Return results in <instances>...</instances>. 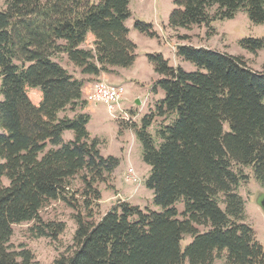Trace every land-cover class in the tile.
Here are the masks:
<instances>
[{"label": "trees", "instance_id": "trees-1", "mask_svg": "<svg viewBox=\"0 0 264 264\" xmlns=\"http://www.w3.org/2000/svg\"><path fill=\"white\" fill-rule=\"evenodd\" d=\"M172 29L209 25L240 10L264 23V0H174ZM130 0H7L0 8V264H39L28 249L13 251V225L41 221L51 200L68 202L72 179L85 186L86 208L101 200L120 158L101 153L88 129L84 79L65 68V54L83 75L99 76L133 65L137 45L126 21ZM135 28L156 35L151 24ZM89 34L92 48H84ZM251 52L264 38H246ZM177 56L196 71L173 67L163 55H149L160 78L152 90L165 91L140 124L131 128L150 165L147 186L161 211L119 203L98 221L92 211L75 216L74 251L54 264H264V246L245 221L239 186L251 166L264 187V71L239 56L203 46L179 45ZM40 87L35 104L29 88ZM70 108L73 116H60ZM171 118L155 131L157 119ZM228 125V128L225 125ZM65 131L74 139L66 141ZM7 181L8 183H5ZM183 202L180 212L176 206ZM200 227L205 228L203 231ZM64 224H46L39 235L56 237ZM193 236L184 249L185 235Z\"/></svg>", "mask_w": 264, "mask_h": 264}, {"label": "rangeland", "instance_id": "rangeland-1", "mask_svg": "<svg viewBox=\"0 0 264 264\" xmlns=\"http://www.w3.org/2000/svg\"><path fill=\"white\" fill-rule=\"evenodd\" d=\"M6 6L7 0H0V8L5 9ZM174 7V0H130L132 14L126 24L130 29L129 38L137 45L135 62L130 67L123 68L120 73L110 72L106 73L105 78L92 79L105 80L124 87L125 97L119 103L120 108L117 107L114 112H110L105 103L92 99L94 83L87 82L83 86L82 96L86 100L83 112L91 116L88 124L91 136L101 141L102 155H113L121 161L106 183L96 185L101 192V200L93 202L91 208L87 209L86 199L89 200V197L84 195L85 186L80 176H76L72 179L67 193L68 202L51 200L40 211L41 221L13 225L14 231L9 242L11 250L18 252L28 249L39 264H54L56 259L70 255L75 249L74 236L77 230L75 216L79 213L86 215L92 211L93 220L98 221L106 212L122 202L137 205L143 211H161V207L154 202L153 191L147 186L151 167L144 161L142 143L131 128V123L136 121L140 124L154 103L165 97L164 90L158 89L157 92L152 90L160 76L156 73L149 55H163L173 67L196 71L198 67L195 64L177 56V47L203 46L239 56L251 69L264 71V49L251 52L241 44L246 38H264V23L253 22L247 11L240 10L233 18L216 20L209 25L172 29L168 22ZM137 21L151 24L156 35L150 36L136 29ZM93 41L94 35L89 34L83 47H94ZM65 56L59 54L56 57L62 65L67 63ZM1 83L0 75V101L3 99ZM28 92L32 101L39 104L42 100L41 88L31 87ZM137 98L145 101L144 105L136 103ZM65 115L72 116L74 112L68 108L60 113V116ZM127 118L130 120L127 121ZM170 120L171 118L157 119L150 132L155 134L158 126ZM225 127L228 128V125ZM234 168L248 175V180L243 182L238 190L245 200V221L254 228L257 240L264 246V209L260 204L264 197V187L257 181L251 166ZM130 173L135 174L138 181L129 180ZM176 206L180 212L183 211V202H178ZM49 223H62L65 229L56 237L39 235L40 228H46V224ZM204 229L200 227L201 231ZM192 240L193 236L185 235L181 243L182 248L184 249ZM225 259L226 253L223 252L215 259L214 264H224Z\"/></svg>", "mask_w": 264, "mask_h": 264}, {"label": "built area", "instance_id": "built-area-1", "mask_svg": "<svg viewBox=\"0 0 264 264\" xmlns=\"http://www.w3.org/2000/svg\"><path fill=\"white\" fill-rule=\"evenodd\" d=\"M125 97L124 87L107 81L99 80L96 81L93 86L92 99L96 102H103L107 105L110 112L119 107L120 101ZM130 118H127L129 121ZM128 179L131 181H138L135 174H129Z\"/></svg>", "mask_w": 264, "mask_h": 264}, {"label": "crops", "instance_id": "crops-1", "mask_svg": "<svg viewBox=\"0 0 264 264\" xmlns=\"http://www.w3.org/2000/svg\"><path fill=\"white\" fill-rule=\"evenodd\" d=\"M128 21V20H127ZM126 21V23H127ZM65 60H66V64L63 65L65 68H67L70 72H72L77 78L79 79H84V84L87 83V82H92L95 84L96 81L92 80V79H99V78H105L107 75L106 73H102L101 75L95 77V76H91V75H83L80 71L79 68L75 67L71 62H69L67 56H65ZM69 63V65H68ZM123 68H115V72H121ZM98 81V80H97ZM93 84V85H94ZM84 86V85H83ZM93 88V86H92ZM140 101L138 104L139 105H144L145 101L143 102L140 98H137L136 99V103L137 101ZM120 108V106H119ZM149 111V110H148ZM81 112H83V110H81ZM73 116V115H72ZM134 121H135V118L133 117ZM136 123V121H135ZM63 137L66 141H70V140H73L74 139V133L72 131H65L64 134H63Z\"/></svg>", "mask_w": 264, "mask_h": 264}, {"label": "water", "instance_id": "water-1", "mask_svg": "<svg viewBox=\"0 0 264 264\" xmlns=\"http://www.w3.org/2000/svg\"><path fill=\"white\" fill-rule=\"evenodd\" d=\"M140 101L138 100L137 103H139ZM262 208L264 209V197L262 198L261 202H260Z\"/></svg>", "mask_w": 264, "mask_h": 264}]
</instances>
